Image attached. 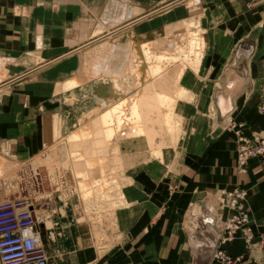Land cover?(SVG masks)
I'll return each mask as SVG.
<instances>
[{"label":"crops","instance_id":"obj_1","mask_svg":"<svg viewBox=\"0 0 264 264\" xmlns=\"http://www.w3.org/2000/svg\"><path fill=\"white\" fill-rule=\"evenodd\" d=\"M111 1L114 0H0V58L11 60L7 66L13 73L4 80L10 85L7 92L0 93V148L8 154L26 155L20 162L43 149V117L50 112L61 114L60 102L55 107L59 101L54 94L59 86L57 81L77 77L76 70H81L85 61L84 54L79 52L94 40L90 39L94 25H90L89 19L109 15ZM123 1L133 5L131 10L123 11L133 12L126 18L162 14L148 19L152 29L153 22L165 16L164 10L157 12L176 0ZM195 1L205 10L200 27L207 46L206 74L212 84L220 82L219 87H214L218 114V98L230 77L227 70L232 69L244 79L238 93L231 96L228 115L219 114L225 128L217 131L211 143L197 142V150L174 181L170 171L165 172L164 178V172L154 166L133 173L137 181L123 189L132 204L117 210L118 239L109 250L97 251L89 236V225L75 224L66 214H60L55 226L51 223L49 227L47 223L42 237L53 256L50 264H212L208 254L196 248V244L207 236L202 233L204 217L213 219L214 215L192 212L191 226L186 225L189 221L185 211L193 204L206 211L210 193L227 192L235 185L248 189L254 233L264 240V164L251 159L247 172L237 174L236 136L230 127L236 123L246 135L264 131V116L259 111L260 86L264 82V0ZM238 46L250 50L248 55L237 54ZM71 52L78 53L62 59ZM38 56L45 57L46 62L41 73L21 80L20 76L40 66L39 62L27 64ZM58 59L59 63L51 64ZM20 60L27 62L17 66ZM18 77L20 81L16 80ZM33 82L35 85L29 86ZM221 108L227 110V102ZM223 248L234 256L245 253L239 238ZM259 253V249L252 250L251 258L244 264H257L254 258Z\"/></svg>","mask_w":264,"mask_h":264},{"label":"rangeland","instance_id":"obj_2","mask_svg":"<svg viewBox=\"0 0 264 264\" xmlns=\"http://www.w3.org/2000/svg\"><path fill=\"white\" fill-rule=\"evenodd\" d=\"M110 5L111 12L109 15L104 13L97 19H89L90 25H94L91 35L98 30V28H100L99 30H104V33L109 32L112 28L118 26L121 19L122 21L126 20V17L124 16L133 13H123L125 9L131 10V7H133V5L128 4L126 1L114 0L110 2ZM214 8L215 7H213V9ZM204 11H198V14L191 15L176 14V18H171L172 14H168L155 20L152 29H150L151 25L148 22H145L144 25L139 27V32L143 36L145 35L144 39L149 40V38L157 37L158 39L156 38L157 40H155V42L153 41L154 47L156 48V44H158L160 50L164 49L168 51L170 55L179 54L175 49H177L178 46L180 47L182 41H184L181 44L182 48L186 47L189 49L190 47L187 39L181 41L182 34H169V29L167 30V28L172 22L177 23L181 20H188V22L191 23H188L187 28L184 29V34L191 37V34L193 33L192 35L196 37V44H193V46L190 47L191 50L194 51L192 53L189 52V54H179V57L181 58L179 62L185 65L186 68L182 77L179 75H174L173 77L176 80H180L187 92L185 93V96L180 98V102H178L179 104L175 105L177 109V118L174 122L178 124L176 129L170 132L164 131L163 133L162 141L164 143V150L162 155L159 157L153 156L151 158L149 155L143 154L146 153V150L143 148L140 151L131 150V153L136 156L131 155L124 158L123 167L121 168L122 172L118 170V165L116 164L117 171H120L119 177H116V180L113 179L112 176L110 177L108 174H111L113 171H111L112 168H108L107 173L102 176L106 183L102 180L99 181V184L98 182H95V179H90L89 183L86 184L88 187L85 188L84 191L90 190L91 197L89 199H83L82 192H78L77 180L75 179V170L73 169L75 159L69 155L67 144L64 142L67 135L79 129L78 126L84 124L83 127L85 129L90 128L89 124L85 123L91 122L93 118H96V116L105 112V110L112 105L110 104L111 102L115 103L125 96L132 97L135 95L136 91L134 92L133 89L128 87L132 85V81L129 78L133 68L130 67V63L132 56L135 53L134 51L137 49V47L134 46V41L138 40L137 34L135 33V30H133L129 34L132 39L122 37L117 43L116 49L109 52V54L106 53L105 56H103V60L105 59L104 61L102 58H99V61L97 62L101 70L106 68L103 71H106L108 76L113 75V73H115L117 77H121L122 75V78H118L120 79V84L119 82L116 84V80V82H109V79H107L108 77H106V79L92 81L91 83H84L82 85L83 87L79 89V92L77 93L78 99L73 105H69L66 101L67 98H65L66 95L61 94L58 86V89L54 94L57 95L59 100L57 106H55L56 108L59 106L60 102L59 112H61V125L59 126L60 135L56 140L55 145L51 146V148H46L43 144V149L39 151L36 156L31 154L33 158L28 160L25 159L23 161L21 160V162L19 159L27 157L26 155L16 154L18 156L17 158L15 154H8L7 150L5 151L4 148H0V151L5 152L3 156L9 159V166H11L10 170H5L6 173L4 171L2 172V174H5L0 177V202L9 198H28L36 206L38 214L40 212L42 216H46L48 225L51 223L52 225L54 224V226L57 225L60 214L63 215L62 217H65L66 214V217H70V221L75 224L85 223L89 225V236L92 238L93 245L96 247L97 251L103 253L104 251L109 250L118 239L116 233L118 228L116 223V212L118 209L132 204L123 189L126 186L134 185V181H137L133 173L140 169L154 166L158 168L160 172H164V178H166L165 172L170 171V174L172 175L171 177H173L174 181L183 170L184 164L187 163V161H190L193 151L195 152L197 150V142L199 141L201 145L203 143L204 145H207L214 139L218 130L225 128L222 124L221 118H219L220 111L218 114L217 108H215V88L220 86V82L216 84L213 82L212 84L210 76L206 74L205 70L207 67L204 58L206 56L207 46L205 45L204 31L200 27V19L203 17ZM219 12L221 11H217V13ZM120 14L122 15L119 16ZM160 15H148L146 20L153 19ZM96 17L98 16L96 15ZM86 30H84V32H86ZM179 34L180 36H178ZM161 43L162 45H160ZM187 57L191 58V60H189V58L187 59ZM44 59L45 57L38 56L28 62L20 60L16 65L18 66V64H24L27 62V64L31 66L36 62H39L38 64L45 62ZM10 61V59L7 60L0 58V84H6L4 83V80L13 74L8 70L9 66H7ZM186 61H190V63H187ZM175 64L176 62H174V59H171L170 61L168 60L167 66L172 68ZM19 67L25 66L20 65ZM80 78L85 81L83 76ZM61 83L62 82L57 81V84L61 85ZM116 86L121 87L122 90H118ZM115 87L117 89L113 91V93L117 94V97H108L110 94H106V97H104L100 93L103 89L111 88L114 90ZM125 87H128V95L124 94ZM221 90L222 87L217 92ZM59 95L63 101H61ZM94 109L97 111V114ZM226 121L228 122V119ZM224 125L227 126V123ZM157 141H160V139H157ZM94 168L98 172L100 171L98 165H95ZM105 175L108 176L105 177ZM103 182L110 186V192L108 191L107 194L101 187V184H104ZM223 198V192L215 190L209 194L208 200H210V203L208 204L209 206L206 207V211H202L196 204L187 208L185 211V219L187 218L189 222L186 221V225L188 223L192 226L190 223V215L192 212L194 214L206 213L207 215H217L222 212L225 203L222 202ZM59 210H61V213ZM193 218L194 217H192V220ZM202 233L209 235L204 229H202ZM44 244L47 252V241H44ZM259 256L260 253L258 257ZM52 259L53 256L51 254L49 255V260L52 261Z\"/></svg>","mask_w":264,"mask_h":264},{"label":"bare ground","instance_id":"obj_3","mask_svg":"<svg viewBox=\"0 0 264 264\" xmlns=\"http://www.w3.org/2000/svg\"><path fill=\"white\" fill-rule=\"evenodd\" d=\"M168 5L169 6L165 5V8L157 13L163 12L164 10L165 12H163V14H165V16L172 14L171 18H176V14L191 15L198 14V11H204L203 7L196 3L195 0H176ZM174 11L176 13H174ZM148 15L146 17H148ZM146 17H133V19L131 17L126 18V20L123 21L121 19L118 26L107 33H104V30L102 31L98 28V30L92 33L90 38L95 41L93 40L88 46L85 45L86 48L79 52L84 54L85 61L83 62L82 69L80 70L78 68L76 70L77 77H71L59 85L61 94L66 95L65 98H67L66 101L69 105H73L77 101V93L84 83H91L92 81H98L108 77L107 79H109V82L117 81V84L120 81L118 78H122V75L121 77H117L115 73H113V75L108 76L106 71H103L106 68L101 70L97 62L99 61V58H102L103 60V56H105L106 53L109 54V52L114 51L117 43L122 37L132 39L129 34L131 31L135 30L138 40L134 41L133 39V41L135 42L134 46H136L137 49L134 51L135 53L132 56L130 63V67L133 68L129 78L132 81V85L128 86L133 89L134 92L136 91L135 95L132 97L125 96L115 103L111 102L110 104L112 105L108 107L105 112L96 116V118H93L91 122L85 123L89 124L90 128L85 129L83 127L84 124L80 125L78 126L79 129L77 131L67 135L65 140L63 139L67 144L69 155L75 159L73 169L75 170V179L77 180L79 189L78 192H82L83 199H89L91 197L90 190L84 191L85 188L88 187L86 184L89 183L90 179H95L96 183L104 180L102 176L107 173L108 168H112L111 171H113L111 174H108L110 177L112 176L113 179L119 177V173L123 167L124 158L135 155L131 153V150L140 151L143 148L146 150V153L143 154H147L151 158L153 156L159 157L162 155L164 150V143L162 141L164 131H174L178 125L174 122L177 118V109L175 105L179 104L178 102H180V98L186 95L185 93L187 90L181 84L180 80H176L173 76H183L186 67L179 62L181 59L179 54L182 53V55H184L187 53L189 54V52L192 53L194 50H191L190 47H192L193 44H196V37L192 35L193 33L191 34V37L184 34V29L187 28L188 23H191L188 22V20H181L177 23L172 22L167 28V30L169 29V34H182L181 41L187 39L190 47L189 49L186 47H184L186 49L182 48L181 44L184 42L182 41L180 47L177 45L178 47L175 49L179 54L170 55L168 51L164 49L160 50L158 44H156L157 49L154 47L153 41L155 42V40L158 39L157 37L149 38V40L144 39L145 35L143 36L139 32V27L148 21L146 20ZM180 34L178 36H180ZM160 45H162V43ZM76 53L71 52L64 55L62 59L67 58L68 56H74ZM188 58L189 57H187V59ZM171 59H174V62H176L172 68L167 66L168 60L170 61ZM189 60H191V58H189ZM60 61L61 60L58 59L51 64H57ZM44 63L45 62H41L38 64L40 66H36L31 73L23 75V79L24 76L25 79H27L41 73V69L44 67L41 65ZM187 63H190V61ZM81 76L85 78V81L80 78ZM20 77L22 78V76ZM20 77L16 80H19ZM29 84V86H33L35 85V82ZM7 85L8 84L6 83L0 87V93L7 92V88L10 86ZM240 85L241 81L239 78L232 79L230 76L224 86L226 89L221 96L219 95V108L220 111L225 114V117L232 108V93L230 94V91L238 89ZM116 87L114 90L111 88L103 89L100 93L104 97H106V94H110L108 97H117V94L113 93V91L117 88L121 91L122 88L119 86ZM128 87H125L124 94L128 93ZM225 102H227V110L221 108ZM95 112L97 114V111ZM60 122L61 116L57 112L49 113L43 117L41 134L43 138L42 144H44L46 148H51V146L56 144V140L60 135ZM157 139H160V141H157ZM116 164L120 171H117ZM95 165H98L99 172L95 170ZM7 169H11V166H9V159L0 153V177L6 173L5 170ZM3 171L5 172L4 174H2ZM108 175H105V177ZM105 183L101 184V187L107 194L110 186ZM44 222L46 225V216H44ZM209 223L212 225L215 224V219L209 218ZM47 254L50 255L48 248Z\"/></svg>","mask_w":264,"mask_h":264},{"label":"built area","instance_id":"obj_4","mask_svg":"<svg viewBox=\"0 0 264 264\" xmlns=\"http://www.w3.org/2000/svg\"><path fill=\"white\" fill-rule=\"evenodd\" d=\"M260 87L259 111L264 116V82ZM230 127L236 136L237 174L247 172L251 159L256 158L264 164V131L246 135L240 125L231 123ZM223 195L224 209L213 216L215 224L203 221V229L209 235L199 240L196 248L207 253L212 264H244L251 258V251L259 249L260 256L254 258V262L264 264V240L254 233L248 189L235 185ZM45 230L44 216L40 212L38 214L30 199L9 198L1 201L0 264H49L42 237ZM237 238L242 240L245 253L234 256L223 245Z\"/></svg>","mask_w":264,"mask_h":264},{"label":"water","instance_id":"obj_5","mask_svg":"<svg viewBox=\"0 0 264 264\" xmlns=\"http://www.w3.org/2000/svg\"><path fill=\"white\" fill-rule=\"evenodd\" d=\"M250 52V50L249 51H246V50H244V49H242L241 48V46H238V48H237V51H236V53L238 54V53H243L244 55H248V53ZM227 74H229V76H231V78L233 79H235V78H239L240 79V81H241V85L238 87V89H233L232 91H230V94L232 93V95L233 94H236V93H238V91L240 90V87L242 86V84L244 83V79L243 78H240V76H238L236 73H234V71L232 70V69H228L227 70ZM237 75V76H236ZM224 89L223 90H225L226 88L225 87H223ZM225 114H223L221 111H220V116H224ZM204 220H206V221H209V218L208 217H206V218H204Z\"/></svg>","mask_w":264,"mask_h":264}]
</instances>
